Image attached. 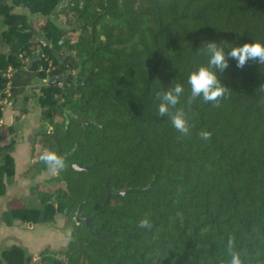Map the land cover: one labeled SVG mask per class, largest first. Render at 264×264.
<instances>
[{"label":"trees","instance_id":"1","mask_svg":"<svg viewBox=\"0 0 264 264\" xmlns=\"http://www.w3.org/2000/svg\"><path fill=\"white\" fill-rule=\"evenodd\" d=\"M64 1L0 0V141L17 139L15 126L1 123L8 69H28L29 85L51 63L66 80L47 83L32 102L45 121L33 157L38 149L64 156L50 179L63 191L35 187L42 205L11 208L4 224L54 223L59 213L72 226L76 211L92 216L96 233L72 226L69 264H227L230 236L245 264H264V65L241 69L230 59L218 73L229 88L219 107L202 98L187 104V79L207 65V42L225 51L264 43V0H67L57 10ZM177 83L188 136L158 115L156 94ZM11 100L21 103L18 121L31 96ZM201 130L211 139H200ZM7 149L0 146V196L15 175ZM31 170L48 171L39 158ZM145 215L151 230L137 226ZM57 255L43 251L39 262L61 264ZM31 262L18 246L0 256V264Z\"/></svg>","mask_w":264,"mask_h":264},{"label":"crops","instance_id":"2","mask_svg":"<svg viewBox=\"0 0 264 264\" xmlns=\"http://www.w3.org/2000/svg\"><path fill=\"white\" fill-rule=\"evenodd\" d=\"M54 76L59 77L61 75L58 72H54ZM33 78V73L28 69L23 68L16 71L12 79L13 95H23L26 86ZM12 105L5 106L1 120L4 125L15 126L17 139L14 144L8 139L0 141L1 147L8 148L7 150L13 157L15 164V175L5 185V192L0 196V256L7 248L18 246L32 256L31 263L33 264V262L41 259L40 255L43 251L61 252L66 250L70 239L64 223L63 226L56 227V222L60 221L58 219L54 223L48 224L24 223L17 220L12 226L5 225L2 220L3 213L11 208L18 207L17 203L19 202H23L24 207L30 208L31 206L29 207L27 203L29 195L33 193L35 187L39 185L46 186L51 179L50 174L54 173L48 170L33 174L31 170V165L34 164L32 138L35 132L39 130L41 123L35 113L27 112L22 122L17 124V121H15V110ZM48 256L49 254L46 253L45 257Z\"/></svg>","mask_w":264,"mask_h":264},{"label":"clouds","instance_id":"3","mask_svg":"<svg viewBox=\"0 0 264 264\" xmlns=\"http://www.w3.org/2000/svg\"><path fill=\"white\" fill-rule=\"evenodd\" d=\"M206 51L209 56L206 66H200L192 71L188 76L187 83L190 86V96L187 104L191 105L197 98H202L204 103H211L214 107H219L220 101L225 97L229 88L221 83L218 73H223L229 67V60L236 61L237 68H244L249 61L258 62L264 65V43L254 41L244 43L236 47H221L216 42L206 43ZM183 85L177 83L167 91H161L156 94L160 101L158 106L159 117H169L173 128L183 136L190 134V125L186 119V112L177 107L180 104V98L184 94ZM175 111H172V110ZM212 133L201 130L199 137L202 140H210ZM39 160L47 166L51 172H58L65 166L64 158L57 152L45 150L39 156ZM140 229L151 230L153 223L149 215H145L139 220ZM230 259L227 264H245L246 253L235 250V237L230 236L227 240L226 249Z\"/></svg>","mask_w":264,"mask_h":264},{"label":"flooded vegetation","instance_id":"4","mask_svg":"<svg viewBox=\"0 0 264 264\" xmlns=\"http://www.w3.org/2000/svg\"><path fill=\"white\" fill-rule=\"evenodd\" d=\"M40 116H41V114H40ZM72 116V115H71ZM42 126L41 127H43V125H45V123H43V124H41ZM41 127L39 128V130L41 129ZM36 133L37 132H35V134H34V136H33V138L32 139H34L35 138V135H36ZM38 141H40L41 140V138L40 137H38V139H37ZM44 144V143H43ZM42 151H41V149H38L37 151H36V154H35V157H34V163L35 162H37V160H38V158H39V153H41ZM63 158H64V156H63ZM70 163H68L67 165H69ZM33 165V164H32ZM31 165V166H32ZM56 174H58L56 177H58L59 176V173L57 172ZM58 182V181H57ZM58 184H59V182H58ZM46 189H49L50 190V188H48V184H46V186H44ZM117 192V191H116ZM116 192H115V194H107L106 195V197L107 198H109V197H111V196H115L116 195ZM37 197V198H36ZM33 198H36V199H39L38 201L40 202V198H38V196H37V194H35L34 192L32 193V194H30L29 195V197H28V200H27V203H28V205H29V207L31 206V207H34V204L32 203V199ZM50 200H55V195L54 196H52L51 198H50ZM50 200L49 201H47L46 203H49L50 202ZM19 206L18 207H16V208H26V207H24V204H23V202H19V203H17ZM40 205H42L41 204V202H40ZM79 216H85V217H87V218H89L90 219V226H91V220H92V216H86V215H83V214H80L79 213V211H76L75 213H74V216H73V224H75V225H81V224H84L85 225V223H84V221H82V222H80V223H78L77 221H76V218L77 217H79ZM58 220H62V221H64V223H65V225H66V223H67V217L65 216V215H63V214H60V215H58L57 217H56ZM72 224V226H74ZM72 226H69L70 228V232H72L73 231V229H72ZM86 226V225H85ZM89 228V227H88ZM90 229H93L92 228V226H91V228ZM94 230V229H93ZM95 231V230H94ZM95 233H96V231H95ZM73 241H74V243L76 244V252H78L79 254H81V248H80V244L78 243V241L76 240V239H73ZM70 245H68V247L66 248V250H64V251H61V252H56V253H58V255L56 256V257H54V258H56L57 259V261H59L61 264H69L70 263V257H71V255H75L74 254V250L73 251H70V247H69ZM53 253H55V252H53ZM79 254L78 255H76L75 256V258L76 257H78L79 256ZM44 257H45V255H44ZM52 257V256H51ZM51 257H45V258H51ZM38 263H41V262H37V264Z\"/></svg>","mask_w":264,"mask_h":264},{"label":"built area","instance_id":"5","mask_svg":"<svg viewBox=\"0 0 264 264\" xmlns=\"http://www.w3.org/2000/svg\"><path fill=\"white\" fill-rule=\"evenodd\" d=\"M42 45H45V43H42ZM54 72H55V68L50 63L49 69L47 70L46 77L42 78L40 80L33 81L32 83L27 85V87L25 88L24 94L26 92L27 93L29 92L27 95L31 96L32 100H35L40 95V88L41 87H43L44 85L49 83V81L51 79L58 78V77L54 76ZM13 75H14L13 70L12 69H8L7 72H6V77L8 79V82H7L6 88L4 90L5 97H4L3 101H2V104L4 106H7L9 102L11 103V101H12L11 98H13V92H12ZM57 84L59 86H62V81L57 82ZM32 102H34V101H32ZM10 103H9V105H10ZM15 108L16 107H14V109ZM27 110L29 112L28 108H27ZM23 118H24V116H21V118L17 121V124L21 123Z\"/></svg>","mask_w":264,"mask_h":264},{"label":"water","instance_id":"6","mask_svg":"<svg viewBox=\"0 0 264 264\" xmlns=\"http://www.w3.org/2000/svg\"><path fill=\"white\" fill-rule=\"evenodd\" d=\"M66 5H67V0L64 1V2H62V3H59V4L57 5L56 9L59 10V9H61L63 6H66ZM28 68H30V66H28ZM59 81H66V80L63 78V76H59L58 78H53V79H51V80L49 81V83H50V84H56V83L59 82ZM13 103H14V101H12L10 104H13ZM71 117L74 118L75 116L72 115ZM78 123H82V122H81V121H78ZM51 132H52V131H51ZM72 153H73V152H71L70 154H72ZM62 157H63V156H62ZM68 167H69V169H71V170H73V171H75V172H80V171H82V170H84V169L87 168V167L82 168L80 165H76L75 163H70V164L68 165ZM126 192H127V188H125V189H123V190H121V191H117L116 194L124 195ZM32 203L34 204V207H39V206H40V202H39L36 198H33V199H32ZM58 215H60V214H59V213H55V216H56V217H57ZM76 221H77L78 223L84 221L85 225H86L87 227L91 228V226H90V219L87 218V217H85V216H79V217H77V218H76ZM37 262H39V261H37ZM37 262H36V263H37ZM3 264H6V263H3ZM38 264H43V263H38Z\"/></svg>","mask_w":264,"mask_h":264},{"label":"rangeland","instance_id":"7","mask_svg":"<svg viewBox=\"0 0 264 264\" xmlns=\"http://www.w3.org/2000/svg\"><path fill=\"white\" fill-rule=\"evenodd\" d=\"M61 18V20H64V18L61 16L60 17ZM29 93V92H28ZM27 92L25 93V95H27L28 94ZM32 101H35V100H32V98H31V100H30V103H29V105H28V109H29V112H32V113H35L36 114V117H37V119L40 121V123L41 124H43V123H45V121H43V120H41L40 119V114H41V111H40V107H38V106H34L33 104H32ZM17 105H18V108H17V106H15L16 107V110H15V114L16 115H19V108H20V106H21V103L20 102H18L17 103ZM27 112H28V110H27ZM20 119V118H19ZM42 126V125H41ZM40 126V127H41ZM39 127V128H40ZM57 172H55V173H51L50 174V178H52L53 176H57L58 174H56ZM48 188H50V190L53 192L52 194H54V193H56V192H58V191H63V187L60 185V184H58V182L57 181H50L49 183H48ZM35 191V190H34ZM33 191V192H34ZM38 192V191H37ZM36 194V193H35ZM73 220L69 223V225L71 224H73ZM57 224H56V227H58V226H63V223H64V221L62 222V220H60L59 222L57 221L56 222ZM68 225H65V223H64V227H65V229L69 232V234H70V229H69V226L67 227ZM69 239H70V241L72 240V237H70L69 236ZM48 257H50V255L48 256Z\"/></svg>","mask_w":264,"mask_h":264}]
</instances>
